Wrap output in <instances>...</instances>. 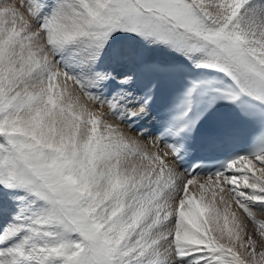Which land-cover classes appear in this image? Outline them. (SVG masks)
Segmentation results:
<instances>
[{"label": "snow or ice", "instance_id": "6c2138e0", "mask_svg": "<svg viewBox=\"0 0 264 264\" xmlns=\"http://www.w3.org/2000/svg\"><path fill=\"white\" fill-rule=\"evenodd\" d=\"M186 66L149 151L139 124ZM221 105L261 132L180 167L236 137L195 135ZM0 264H264V0H0Z\"/></svg>", "mask_w": 264, "mask_h": 264}, {"label": "bare ground", "instance_id": "6f19581e", "mask_svg": "<svg viewBox=\"0 0 264 264\" xmlns=\"http://www.w3.org/2000/svg\"><path fill=\"white\" fill-rule=\"evenodd\" d=\"M151 54V53H150ZM153 57H155V58H157V59H160V58H158L157 56H155V54H151ZM157 55V54H156ZM164 58V57H163ZM107 59V58H106ZM160 60H163V61H167V62H172V61H174V62H177V61H180V59L178 58V57H174V56H169V58L168 59H160ZM104 66H106V67H112V65H111V63L109 62V60L107 59V62H106V64H104V65H102V67H104ZM69 88H71V87H73V86H71L70 85V82H69ZM117 87V86H116ZM115 87V88H116ZM108 88H109V86H108ZM109 89H114V88H109ZM133 91H135L136 92V90L133 88ZM90 107H96L95 105H90ZM105 107V109L107 110V112L109 113V109L107 108V105H105L104 106ZM111 115V114H110ZM109 117V116H108ZM108 120L110 121V122H112V123H114V124H119V121L117 120V118L116 117H114V116H112L111 115V117H110V119L108 118ZM142 122H144V123H146V124H148L149 123V116L147 117V118H145L144 120H142L140 123H142ZM122 126V128H125V130H127L126 129V127H125V125H121ZM120 126V127H121ZM144 130L145 131H149L150 132V134H152V132H151V130H150V128L149 127H145L144 128ZM130 134H132V135H135L136 133L135 132H132V133H130ZM145 138V140H143V143L147 146V148H148V150L149 151H156L157 150V148L156 147H153V144L155 143L156 145H158V147H159V150H161V151H164L165 150V145L164 144H162L159 140H156V138H155V136L154 135H149V136H146V137H144ZM143 138V139H144ZM182 171V170H181ZM207 179V177L206 176H204V177H197V181H200V180H206ZM201 183V182H200ZM195 187V186H194Z\"/></svg>", "mask_w": 264, "mask_h": 264}, {"label": "rangeland", "instance_id": "374dc122", "mask_svg": "<svg viewBox=\"0 0 264 264\" xmlns=\"http://www.w3.org/2000/svg\"><path fill=\"white\" fill-rule=\"evenodd\" d=\"M151 54H155V56H157V57L160 58V59H165V58L168 59L169 56H171V55H169L166 51H163V50H154V51L151 52ZM156 54H157V55H156ZM163 57H164V58H163ZM106 58H107V57H106ZM106 62H107V59H105V61H104V63H103L102 65L106 64ZM70 85L73 86L71 82H70ZM103 111H104L106 114H108V112H107V110L105 109V107L103 108ZM108 116H109V117H108ZM110 117H111V115L108 114V115H107V119H108V118L110 119ZM120 126H121V125H120ZM121 127H122V126H121ZM143 140H145V138H144ZM204 181H205V180L197 181V184L195 185V187H194V186H190V191H191V192H195V193L198 194V192H199V184H200V182H201V183H204ZM216 191H217V200H219L220 195H224L225 198L227 199V194H226V193H220V192H219V189H216ZM207 195L210 196L211 193L208 192ZM233 208H235V205H233ZM5 219H7V217H6Z\"/></svg>", "mask_w": 264, "mask_h": 264}]
</instances>
